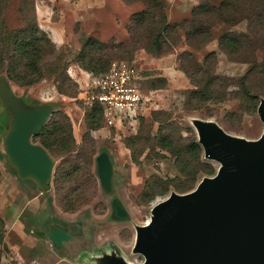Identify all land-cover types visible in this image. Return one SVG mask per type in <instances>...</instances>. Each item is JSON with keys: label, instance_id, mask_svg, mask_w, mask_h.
<instances>
[{"label": "rangeland", "instance_id": "rangeland-1", "mask_svg": "<svg viewBox=\"0 0 264 264\" xmlns=\"http://www.w3.org/2000/svg\"><path fill=\"white\" fill-rule=\"evenodd\" d=\"M206 1L216 5L220 0ZM159 2L158 10L164 13L166 23L177 28L171 36L175 44L162 53L153 54L140 44L130 43L129 19L131 14L145 9L141 0L33 1L36 25L52 42L54 53H46L40 62L42 77L37 82L18 86L7 81L12 92L25 103H47L53 112L66 115L73 141L79 147L69 153L56 149L51 155L52 174L54 171L57 175L62 174L57 186L52 182V175L44 192L29 181L19 180L3 152L2 137L8 113L0 101V209L7 206L9 213L13 211L15 215L10 217V222L21 210L23 228H20L24 232L7 231L0 219V264H139L142 256L132 251L135 227L149 220L152 206L172 189L170 187L165 196L156 197L145 205L137 204V197L151 175L162 180L182 179L180 167L185 159L182 153L189 139L197 141L193 122L212 123L238 139L254 140L261 134L263 124L258 119L256 107L264 97V82L259 72L248 74L247 69L250 52L260 60L264 49L250 34L245 19L230 25L218 22L215 13H201L196 14L198 21L191 11L201 0ZM17 7L18 0L7 1L0 14V28L1 25L8 29L22 26V14L17 12ZM190 31L193 32L188 34ZM222 33L251 35V44L239 36L241 48L228 55L217 43ZM86 38L95 41L96 45L87 47L90 54L85 60L91 56L106 63L124 59L136 67L141 76L138 85L145 101L141 125L149 124L154 112L162 113L161 117L165 116L167 122L173 123L169 124L175 131L172 147L182 151L179 155L170 154L154 144L138 153L137 163L132 162L125 141L137 132L138 123L134 129L118 131L106 128L100 122L95 130L87 133L84 115L88 105L83 97L87 72L77 61ZM209 53H212L213 73L219 78L213 89L219 100H199L191 93L198 89L196 81L200 72L196 67L204 68L202 62ZM54 65L64 70L75 84L70 86L68 95L56 90L53 79L59 69L57 73L51 72ZM242 75H246L244 88L238 83ZM0 77L6 78L3 71H0ZM151 111L154 114H150ZM57 119L62 120L60 115ZM157 127L158 123L150 124L151 137H156ZM163 131L167 132V129H161ZM33 142L38 140L33 139ZM90 142L92 153L77 158L80 148ZM100 150L108 152L113 165V192L109 194L100 189L95 174L94 157ZM200 160L209 164L213 173L219 166L216 161L204 158L202 151ZM73 163H79L80 168L70 177H78L79 182L86 181L85 196L88 199L69 211V201L80 191L73 188V182H64L68 177L63 173ZM212 174L198 173L192 188L202 177ZM117 209L123 214L118 215ZM49 217L56 218L58 225L68 223V239L46 234Z\"/></svg>", "mask_w": 264, "mask_h": 264}, {"label": "water", "instance_id": "water-1", "mask_svg": "<svg viewBox=\"0 0 264 264\" xmlns=\"http://www.w3.org/2000/svg\"><path fill=\"white\" fill-rule=\"evenodd\" d=\"M0 101L8 113L2 137L6 161L19 180L44 192L53 160L31 137L38 135L52 106L25 103L2 77ZM256 114L263 129L254 140L193 122L203 157L219 166L191 190L170 192L152 206L149 220L134 231L132 251L142 256L139 264H264V98ZM94 164L100 189L113 192L108 152L100 150Z\"/></svg>", "mask_w": 264, "mask_h": 264}, {"label": "trees", "instance_id": "trees-1", "mask_svg": "<svg viewBox=\"0 0 264 264\" xmlns=\"http://www.w3.org/2000/svg\"><path fill=\"white\" fill-rule=\"evenodd\" d=\"M7 1L8 0H0V14L4 12L7 6ZM33 1L34 0H18V7L16 10L18 13L22 14L21 18L23 22L21 27L8 29L4 25H1L0 28V71H3L6 77L2 78L6 81L9 80L18 86H28L37 82L42 77L39 69L40 62L46 53H54L52 42L48 40L36 25ZM141 1L145 3V9L131 14L129 19L128 33L130 34V43L134 45L140 44V47L153 54L162 53L170 48L171 45L175 44L171 39V36L176 32L177 26L166 23L164 13L158 10L161 6L159 0ZM154 9H157V13H154ZM191 13L198 21L200 19L196 14L202 13L206 15L207 13H215L218 22L230 25L243 18L247 22L252 37H256V40L264 49V0H220L216 5H210L206 0H201L200 4L194 7ZM182 27L184 28V26ZM194 31L197 32V30ZM192 32L193 31H190L188 34ZM251 35L247 36L242 33L238 35L234 33H222L218 37L217 43L226 54L233 55L238 52L242 46L238 37H243L246 43L250 45ZM94 45H96L95 41L86 38L79 51L77 61L79 65L86 70L87 74L100 75L109 68L112 61H109L108 63L101 62L99 58L95 59L92 56L85 60L86 56L90 54V49H87V47ZM211 57L212 53H209L204 57L202 62L204 68L196 67V71L200 72V77L196 81L198 89L192 90L191 93L199 100L219 98L215 97L213 91L216 81H218L219 78L213 73L211 65L213 60ZM248 62L249 67L247 73L249 74L250 72L255 71L259 72L264 82V50L262 51V58H260V60H257L254 54L250 52V59ZM57 69H59L58 73ZM50 71L57 73L56 77L53 79L57 92L68 95L70 86H74L75 84L70 80L65 71L60 69V67L54 65ZM245 79L246 75H242L238 78V83H240L242 87ZM152 112L153 111H151L150 114H155L150 119V123L141 125L143 117H140L138 119V126L140 127H138L137 132L125 141L126 147L130 151L131 160L134 163L138 162L137 155L139 152L145 147L154 144L170 154L179 155L182 152L180 150H175L172 147L173 134L175 131L172 127H169V124L173 123L171 121L167 122L165 116L161 117V115H163L162 113ZM57 115H60L62 118L61 121L57 119ZM100 122H102V115L99 105L96 102H93L87 107V111L84 115V124L87 133L95 130ZM153 123H158L156 137L150 136V124ZM163 128H166L167 132H161V129ZM33 139H37L38 142H33ZM31 142L40 144L50 157L55 153L56 149H59V152L66 151L69 153L79 147L76 146L73 141L69 119L59 111H51L38 135L31 137ZM91 146L90 142L80 148L81 150L79 152L81 153L77 158L83 157L81 156L82 154L89 153L92 150ZM184 151L185 152L182 154L185 156V159L180 167V175L182 176V179L175 178L162 180L151 175L146 179L144 187L137 197V204L145 205L156 197L165 196L170 187L172 189L171 192H187L191 190L195 184L198 173L206 175L213 173L212 167L200 160L202 149L194 138L189 139ZM78 167L80 168L79 163H73L68 167V170L63 173L68 177V181L66 180L64 182H73L75 184L73 188L80 189L77 197H74L69 201V211L75 210L79 203L88 199L85 196V191L88 188L85 187L86 181L79 182V180H77L78 177H70ZM51 175L52 182L55 185L62 178V174L59 173V175H57L56 171ZM47 187L48 185H46L45 188ZM71 190L72 189L70 188V191Z\"/></svg>", "mask_w": 264, "mask_h": 264}, {"label": "built area", "instance_id": "built-area-1", "mask_svg": "<svg viewBox=\"0 0 264 264\" xmlns=\"http://www.w3.org/2000/svg\"><path fill=\"white\" fill-rule=\"evenodd\" d=\"M141 76L124 59L113 60L100 75L87 74L86 104L99 105L104 127L118 131L134 129L144 112V94L138 85Z\"/></svg>", "mask_w": 264, "mask_h": 264}, {"label": "crops", "instance_id": "crops-1", "mask_svg": "<svg viewBox=\"0 0 264 264\" xmlns=\"http://www.w3.org/2000/svg\"><path fill=\"white\" fill-rule=\"evenodd\" d=\"M86 78H87V74H86ZM113 177V175H112ZM112 186H113V182H112ZM9 207L5 206L4 208L0 209V219L2 220V222L5 224V227L8 230H13L16 234L22 233L24 234V232L22 231L21 228H23L22 223L20 222V211L16 214L15 219L11 220L10 222V217L14 216L15 214H12V212H10ZM18 211V209H17ZM21 226V228H20ZM68 223L64 222L62 224H59L56 222V218L53 217H49L48 223H47V231L46 234L48 235H58L59 239L61 240H66L68 239ZM21 230V231H20ZM53 232V233H52ZM4 241L6 242V239L4 238Z\"/></svg>", "mask_w": 264, "mask_h": 264}]
</instances>
